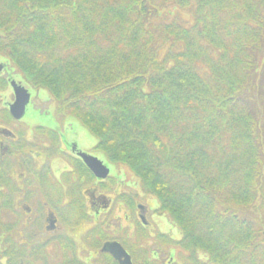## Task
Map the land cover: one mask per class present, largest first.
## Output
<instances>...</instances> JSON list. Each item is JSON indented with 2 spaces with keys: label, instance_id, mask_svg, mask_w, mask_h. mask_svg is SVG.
<instances>
[{
  "label": "trees",
  "instance_id": "1",
  "mask_svg": "<svg viewBox=\"0 0 264 264\" xmlns=\"http://www.w3.org/2000/svg\"><path fill=\"white\" fill-rule=\"evenodd\" d=\"M0 62V92L18 76L46 94L53 121L157 201L194 264H264V0H0ZM29 133L58 144L57 129ZM7 163L0 264H49L34 226L9 219Z\"/></svg>",
  "mask_w": 264,
  "mask_h": 264
},
{
  "label": "flooded vegetation",
  "instance_id": "2",
  "mask_svg": "<svg viewBox=\"0 0 264 264\" xmlns=\"http://www.w3.org/2000/svg\"><path fill=\"white\" fill-rule=\"evenodd\" d=\"M53 124L58 129L61 124L65 129L56 134L58 144L53 146L46 141L47 144L29 152L30 157L42 160L38 182L36 185L26 182L24 169L20 180L28 189L20 181L15 183L20 190L15 200L23 210V224L35 227L30 229L33 236L27 244L34 248L53 240L63 254L62 264H119L108 251L102 250L111 242H117L126 251L132 264H175L176 248L171 243L172 235H168L173 228L168 224L169 233L163 231L159 224L163 216L156 212L158 207L151 198L140 193L137 183H132L129 177L119 176V170H114L98 152L80 149L76 144L80 132L75 123ZM6 134L11 138V131L2 128L1 137ZM15 136L12 143L17 140ZM27 141L33 144L32 140ZM79 153L101 160L109 169L108 175L105 178L93 175ZM56 162L62 163L61 167H53ZM27 196L30 205L24 204ZM72 211L78 215L72 218L69 216Z\"/></svg>",
  "mask_w": 264,
  "mask_h": 264
},
{
  "label": "rangeland",
  "instance_id": "3",
  "mask_svg": "<svg viewBox=\"0 0 264 264\" xmlns=\"http://www.w3.org/2000/svg\"><path fill=\"white\" fill-rule=\"evenodd\" d=\"M1 75H5V74H1ZM13 80L16 83H18L19 85L26 88L30 92L31 96H30L29 103L26 104L27 106H26L25 114H23L24 116L20 120H16L15 122H12V123L8 122L7 124H5V123L1 124V120H0V129L5 128V129L13 132L14 135H16L15 137H17L16 138L17 140L12 143L11 138L8 137L7 134L2 136V137L0 136V143H2V145H3L2 148L0 147V160L6 159V161L8 162L7 164H9L8 165L9 167L7 166L8 167L7 169L9 171L10 177L15 182L20 181V183L25 186V182L20 180L21 179L20 174L23 173L24 169H25L27 171L25 181L28 183H35V185H36V183L38 182L39 173L42 170V167H40L41 166L40 163L42 162V160L36 158L35 156H34V158L30 157V154H29L30 149L35 150V146H33V144L28 143L27 140L34 141V139H31V135L29 132L33 128V126H35V125L36 126L37 125L38 126L39 125L45 126L47 128H50V129L55 128L54 127L55 124H53L54 123L53 118L55 116V114H53L54 113V103H52V101H50V100H46V99H48L46 94L41 93V92H37L33 88H30L27 85L23 84L21 82V80L18 78V76L14 77ZM17 80H18V82H17ZM12 101H13V98L10 95V93L4 91L0 94V107H3V105L5 106L6 104H9V103L11 104ZM57 120L59 122H61L60 119H57ZM55 129H57L58 131H62L63 126L60 125L59 129H58V127H56ZM63 130L65 131V129H63ZM78 130L80 132V133H78L80 135V138L76 141L77 142L76 144H78V147L80 149H83V151L85 150V151L96 152V150L93 149V147L96 143V139L92 135L87 133V131L82 130L81 128H79ZM24 132H25V134H24ZM46 141H48L50 144H53L50 140L43 138L40 141V145H42L44 143L47 144ZM97 154H99V153H97ZM52 165L55 168H59V167H61L60 165H62V163L56 162ZM36 169H40V171H36ZM24 189H28L27 186H25ZM26 193H27V191L25 190V194ZM27 198H28V196L25 198L24 204L30 205L31 203L29 202V199H27ZM37 203L39 205V202H37ZM16 204H18V203H16ZM17 206L18 205H16V210L19 213L18 216L17 217L11 216V218H9V219L11 221H15V222L17 220H19L20 225H21V223L22 224L24 223L25 216L22 213L23 210H21V207L20 206L17 207ZM155 206L158 207V203H156ZM157 213L159 215L163 216L162 220L159 219V224L162 227L163 231L167 232V234H168L169 233L168 224L171 225L172 223H170L168 221V219L166 218L165 215H163L162 213L160 214L159 212H157ZM77 215H78V212L72 211V214H70L69 216L76 217ZM17 224H19V223L17 222ZM171 228H173V230L168 235H172L171 238L174 242L178 241L179 238L181 237V234H180L178 228L177 227L174 228V226H172ZM61 229L64 230L63 228H61ZM38 230L42 233L41 223H39V229ZM16 233H17V235H19V237L22 234L20 230L19 231L17 230ZM45 236L47 237V234H45L44 237ZM20 241H23V240H20ZM174 242H171V243L176 248V253L174 256L175 264L176 263L194 264V262L192 261L193 259L191 258L192 257L191 254H189V252L181 251V249L176 244H174ZM46 244L48 245L47 251H48L49 255H51V258L49 260L50 261L49 264H60V262L62 261L61 259L63 257V254L61 253V251L59 249V245L57 243H54L53 240H51V239L48 240ZM197 255L203 261H205L207 258L206 255L202 252H197ZM70 256L66 255L65 257L68 258ZM62 263L63 262H61V264Z\"/></svg>",
  "mask_w": 264,
  "mask_h": 264
},
{
  "label": "water",
  "instance_id": "4",
  "mask_svg": "<svg viewBox=\"0 0 264 264\" xmlns=\"http://www.w3.org/2000/svg\"><path fill=\"white\" fill-rule=\"evenodd\" d=\"M2 68L3 66L0 64V72ZM10 85L13 90V101L11 104L9 103V105H7L8 111L13 119L20 120L24 116L23 114H25L26 104L29 103L31 94L26 88L19 85L15 81H11ZM79 155L82 158L84 165H86L91 172H93V175L98 178H105L108 175L109 169L102 164V161L97 157L87 156V154L85 155L84 153H79ZM50 222L51 224H54L55 220ZM50 228L47 227V229ZM102 250L108 251L112 255V258L117 260L119 264H132L130 257H128L129 255L117 242L105 244L102 247Z\"/></svg>",
  "mask_w": 264,
  "mask_h": 264
}]
</instances>
